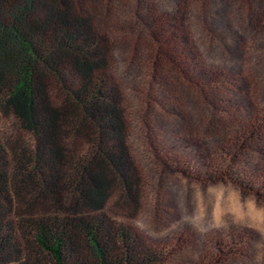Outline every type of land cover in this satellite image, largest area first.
I'll return each instance as SVG.
<instances>
[{
    "label": "trees",
    "instance_id": "trees-1",
    "mask_svg": "<svg viewBox=\"0 0 264 264\" xmlns=\"http://www.w3.org/2000/svg\"><path fill=\"white\" fill-rule=\"evenodd\" d=\"M116 1L125 21L107 25ZM225 1L235 27L220 23L229 14ZM241 29L251 33L248 64L264 65V0H0V264L167 263L168 249L127 221L145 186L116 53L129 56L126 69L139 63L144 74L142 90L129 92L134 103L151 107L158 96L177 116L167 105L183 110L180 90L191 87L206 111L195 127L209 137L203 150L216 171L264 191V164H253L264 161V106L230 95L250 89L246 62L210 72L192 39L195 30L228 52ZM115 32H128L125 45ZM259 82L264 91V77ZM16 96L32 105L29 133L7 116ZM139 123L142 144L157 158L145 114Z\"/></svg>",
    "mask_w": 264,
    "mask_h": 264
},
{
    "label": "rangeland",
    "instance_id": "rangeland-1",
    "mask_svg": "<svg viewBox=\"0 0 264 264\" xmlns=\"http://www.w3.org/2000/svg\"><path fill=\"white\" fill-rule=\"evenodd\" d=\"M226 4L229 14L220 15V23L230 22L235 27L237 14L231 13L227 1L223 8ZM112 5L116 12L104 18L105 23H115L117 18L124 22V7L117 1ZM222 5L220 2L218 8ZM238 35L236 44L228 41L229 50L226 52L209 45L202 35L192 30V39L205 69L217 72L225 68H241L246 62L250 89L247 91L244 87L241 93L230 95L235 100L245 98L257 106H264V91L259 88L264 65L248 64L244 47L250 43L251 33L241 29ZM129 37L128 32L114 34L115 40L124 45ZM128 59L124 53L115 54L118 80L129 102L127 116L133 154L145 188L140 209L127 221L152 246L164 245L168 249L166 264H264V191H252L226 171H216L214 163L208 159L209 153L203 150L204 141L209 137L203 139L202 128L195 127L206 111L191 87L180 90L183 110L174 104L167 105L176 110L177 116L164 110L166 106L158 96L153 98L151 107L150 104L145 106L144 99L139 103L131 101L129 92L142 90L144 74L139 63L126 69ZM5 109L9 120L18 129L25 133L32 130L33 111L27 98L16 96L6 102ZM144 114L148 135L157 148V158L150 152V147L141 142L139 118ZM189 123L194 127H189ZM214 132L211 129L209 133ZM150 158L154 164L150 163ZM260 163L262 165L264 161L254 159L253 164ZM237 233H243L241 238ZM218 234L222 237L213 236ZM207 236H213L215 242L210 244ZM176 237L178 246L174 244ZM234 242L238 245L235 246ZM198 252L202 254L196 262ZM234 252L242 253L232 259Z\"/></svg>",
    "mask_w": 264,
    "mask_h": 264
}]
</instances>
